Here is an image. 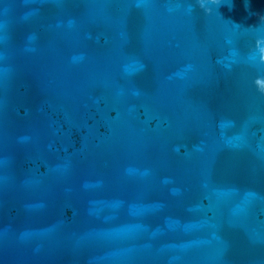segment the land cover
Instances as JSON below:
<instances>
[{
  "label": "water",
  "instance_id": "1",
  "mask_svg": "<svg viewBox=\"0 0 264 264\" xmlns=\"http://www.w3.org/2000/svg\"><path fill=\"white\" fill-rule=\"evenodd\" d=\"M0 264H264V0H0Z\"/></svg>",
  "mask_w": 264,
  "mask_h": 264
}]
</instances>
